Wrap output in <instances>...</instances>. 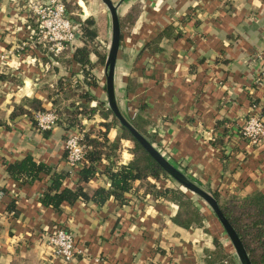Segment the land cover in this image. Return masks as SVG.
I'll return each instance as SVG.
<instances>
[{
  "label": "crops",
  "instance_id": "obj_1",
  "mask_svg": "<svg viewBox=\"0 0 264 264\" xmlns=\"http://www.w3.org/2000/svg\"><path fill=\"white\" fill-rule=\"evenodd\" d=\"M25 1L0 0V264H94L91 255L104 264H211V236L175 222L176 203L142 196L140 179L123 201L80 197L55 209L38 200L48 174L25 181L7 175L5 165L28 153L50 170H66L61 185L74 188L77 180L64 159L60 125L40 130L26 113L9 117L31 98L50 106L41 82L51 84L48 66L62 74L57 55L27 37L33 27ZM117 12L124 19L113 70L119 106L204 189L240 197L264 192V136L252 145L238 131L252 103L264 123V0H120ZM131 155L121 148L115 163ZM107 183L96 172L84 189ZM58 225L81 249L69 260L43 241Z\"/></svg>",
  "mask_w": 264,
  "mask_h": 264
},
{
  "label": "rangeland",
  "instance_id": "obj_2",
  "mask_svg": "<svg viewBox=\"0 0 264 264\" xmlns=\"http://www.w3.org/2000/svg\"><path fill=\"white\" fill-rule=\"evenodd\" d=\"M30 1L43 3V5L48 4V0L25 1L27 3H25L26 7L28 6L29 9L26 11V13L28 14L27 20L33 27L32 32H27V37L29 38L30 42L39 45L42 48L40 50L42 52L48 53V55L51 56L52 59L55 58V55H57L56 57H58V64H60L59 69L62 73L57 74L58 76H56V68L53 66H48L46 78L51 77L48 79L51 84L41 82V88L45 90V93L49 96L52 102L50 106H47V109H53L57 113L58 120L56 124L60 125V127L62 128L63 138L67 129L71 128H82L83 133H88V137L98 135V137L100 138V133H105L108 142H111L115 146V148L111 152H109L111 154L109 155L110 158L108 161L111 160L115 163V159H117V154L119 153V150L121 148H127V150L131 152L133 141L123 136V131L120 127V123L116 116L109 109L106 102L105 74L103 69L104 59L108 51L110 41L111 24L110 14L105 3L102 0H78L81 5L84 4L83 7L79 5L76 0H60L63 4L64 16L68 17L69 21L74 24L75 30L77 31L78 29L79 31L75 36V39L77 41H80L82 43L83 37L81 38L80 35V29L83 28L82 24L93 27L95 29V34L91 38H85L86 44L90 49V56L88 58V62L84 65H81L78 62L72 60L73 58L71 57V51L75 46H71V42L66 43V45L61 49L53 51V49L51 48V41L48 40L47 36H43L38 30L39 17H37L36 13L30 10ZM111 1L115 3L117 0ZM117 16L119 22L120 37V30L123 27L124 19L123 16H119L118 12ZM85 19H89L90 24L85 23ZM83 20L84 22L81 24ZM79 45L80 44H77L76 46ZM53 52L55 55L53 54ZM96 53L100 55V58ZM84 94L86 96H81ZM87 97L88 100H86ZM74 106H78L76 111L80 112H77L75 114L74 111H71L73 110ZM121 106H119V109L122 114L127 119H129L133 125L136 124V122L134 121L135 116L131 118L127 113H125ZM89 107H93V109L90 111L88 109ZM34 110L36 109H33L32 111ZM66 110H68L67 114L65 112ZM103 113H106V115H104ZM32 119V123L35 125L34 118ZM104 123L107 125H105ZM136 126L138 127L137 124ZM138 128L139 129L137 130H139L151 142V131L148 133L145 132L142 127ZM119 138H122L121 141ZM165 155L166 154H164V156ZM103 161L104 159H102V161L97 164L98 167L101 164H105L102 163ZM176 166L182 171V165L176 164ZM140 180L144 185L141 195L148 200H153V198H164L175 203L174 200L167 198L169 197L168 195L171 196L170 191L164 192L166 197L160 194L158 195V192L156 193V191L162 190L163 188H177L182 190L185 195H187L196 205L200 214L202 213L201 215L203 216V218L199 223L192 222L189 225L193 227L201 226L204 231H206L207 234L211 236V242L214 245V249L216 252L213 253L211 257L220 256L224 260L222 262L223 264H232V262H235V260L238 262V259L234 253L233 246L226 233L224 232V229L217 220L210 206L199 195L181 186L169 174H159L157 178L149 176ZM209 192L212 193V191ZM145 193L147 194L145 195ZM180 199L181 201H183V199L185 198L182 197ZM191 207V205H186L185 202L180 206L177 205L176 210L180 211V218H184L185 216H187V211H190ZM204 209H208L207 212L212 216L210 221L206 222ZM204 223H207V226H203Z\"/></svg>",
  "mask_w": 264,
  "mask_h": 264
},
{
  "label": "trees",
  "instance_id": "obj_3",
  "mask_svg": "<svg viewBox=\"0 0 264 264\" xmlns=\"http://www.w3.org/2000/svg\"><path fill=\"white\" fill-rule=\"evenodd\" d=\"M83 22L84 20L81 24ZM85 23L90 24V20L85 19ZM82 25L83 28L80 29V35L84 39L82 38V43L79 46H75L72 49L71 57L79 64L84 65L88 62L90 53L85 38H91L95 34V29L85 24ZM96 54L100 58V55L98 53ZM86 100H88V97ZM77 107L74 106L73 110H71L75 114L80 112L76 111ZM33 109H47V107L43 106L37 98H31L28 102V107H24L22 103L15 104L9 112V117L13 118L15 115L26 113L30 118H33ZM88 109L91 111L93 107H89ZM65 112L67 114L68 110ZM103 114L106 115V113ZM120 127L123 131V136L133 141L131 150L132 158L130 161L121 164H116L111 160L108 161L110 158L109 155L111 154L109 152L115 146L111 142H108L105 133H100L102 136L100 138L98 135L88 137V133H84L85 141L90 145V148L87 149L85 154L86 161L81 163L76 169L77 180L74 188L61 185L66 170H50L48 164L34 160L28 153L8 162L5 165V171L9 177L20 181L38 178L40 172L48 174L47 184L41 190L38 200L42 204L50 205L55 209L58 208L62 201L72 203L80 197L91 199L99 204L109 197L123 201V193L132 188V183L135 179L147 178L149 176L157 178L159 174L166 175L167 173L125 127L121 125ZM102 159L107 160V162L103 164L102 169H99L97 164ZM96 172L104 174L108 179V183L106 186L98 185L94 189L87 191L84 189L85 182L93 177ZM166 191H170L171 193V196L168 195L169 197L167 198L174 200L178 206L184 202L186 205L192 206L184 218H180V211L176 210L173 216L175 222L183 226H188L192 222L199 223L201 221L203 218L202 213L200 214L196 205L182 190L177 188H163L162 190L156 191V193L158 192V195L160 194L166 197L164 194ZM212 195L215 197L221 213L239 237L251 264H264V192L256 190L240 197L235 194L221 196L217 191H213ZM182 197L185 198L183 201L180 199ZM7 207L13 208L12 200L7 204ZM213 253H216L214 248L205 255L206 261L211 264H223L222 262L224 260L220 256L211 257ZM232 264L240 263L235 260Z\"/></svg>",
  "mask_w": 264,
  "mask_h": 264
},
{
  "label": "built area",
  "instance_id": "obj_4",
  "mask_svg": "<svg viewBox=\"0 0 264 264\" xmlns=\"http://www.w3.org/2000/svg\"><path fill=\"white\" fill-rule=\"evenodd\" d=\"M30 10L39 17L38 30L51 41V48L57 51L70 43L78 34L74 24L64 16L63 4L60 0H48V4L29 3ZM54 53V52H53ZM261 76H264V65L260 68ZM35 126L40 129H49L58 120V115L53 109H36L32 111ZM240 135L247 143L255 145L264 136V123L255 105L245 115L239 129ZM82 128H72L63 138L64 159L70 170H76L85 162V154L90 145L84 141ZM43 241L51 249V253L69 260L76 251L81 249L75 245L73 236L69 230L62 226H54L51 231L43 236ZM94 264H104L102 256L91 255Z\"/></svg>",
  "mask_w": 264,
  "mask_h": 264
},
{
  "label": "water",
  "instance_id": "obj_5",
  "mask_svg": "<svg viewBox=\"0 0 264 264\" xmlns=\"http://www.w3.org/2000/svg\"><path fill=\"white\" fill-rule=\"evenodd\" d=\"M110 14L111 33L108 51L104 59L106 102L109 109L116 116L121 126L125 127L140 143L147 153L160 165V167L184 188L199 195L212 209L224 232L229 238L234 253L240 264H251L249 257L239 240L235 230L221 213L215 197L192 179H190L175 164L168 160L137 128L127 119L119 109L115 98L113 70L119 40V22L116 8L120 0L113 3L111 0H102Z\"/></svg>",
  "mask_w": 264,
  "mask_h": 264
}]
</instances>
